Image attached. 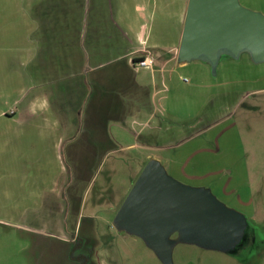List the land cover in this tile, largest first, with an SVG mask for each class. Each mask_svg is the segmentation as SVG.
Returning a JSON list of instances; mask_svg holds the SVG:
<instances>
[{"label":"rangeland","instance_id":"obj_1","mask_svg":"<svg viewBox=\"0 0 264 264\" xmlns=\"http://www.w3.org/2000/svg\"><path fill=\"white\" fill-rule=\"evenodd\" d=\"M113 2V33L118 34L125 48L129 38L133 39L132 45L137 38L165 42L178 30L182 0ZM240 3L264 14V0ZM155 51L159 56L163 53ZM9 72L0 73V112L12 113L15 108L11 104L19 87L13 80L18 76L10 77ZM171 76L176 81L168 93L170 111L167 118L160 119L168 134L165 140L170 141L164 148L157 144L160 132L153 134L155 139L148 149L142 148L139 143L155 130L148 124V129L145 127L134 140V133L124 130L123 120H98L107 134L105 143L96 148L94 121L80 112L74 140L64 141L63 150L47 152L50 159L24 167L23 162L33 152L24 149L23 144L19 147L23 140L18 134L17 145L7 140L16 133L14 127L23 125L18 126L16 118L0 117V264H69L66 255L70 249L75 264H161L141 239L113 227L115 215L145 165L156 156L161 157L157 160L174 179L187 186L210 189L222 203L245 215L254 228L252 241L237 254L178 244L173 250V264H264V64H253L244 54L239 60L224 57L215 77L210 69L206 78L194 67ZM173 95L179 97L177 103ZM189 112L194 117L206 116L202 134L194 136L198 130L194 133L179 128L189 120L176 119L175 114L185 116ZM5 131L10 132L5 135ZM43 137L36 138L39 148L47 144L46 140L42 144ZM24 172L35 186L39 181L47 185L54 176L65 180L63 212L58 214V208L47 207V198L19 189L17 180L26 176ZM56 221L64 223L66 233H74L78 241L59 239L54 230Z\"/></svg>","mask_w":264,"mask_h":264},{"label":"crops","instance_id":"obj_2","mask_svg":"<svg viewBox=\"0 0 264 264\" xmlns=\"http://www.w3.org/2000/svg\"><path fill=\"white\" fill-rule=\"evenodd\" d=\"M104 3L107 6H100ZM187 3L188 0H182L179 27L170 41L148 42V39L137 38L132 45L130 41L133 39L128 36L129 45L125 48L118 34L113 33L116 29L113 0H0V73L10 70L7 75L18 76L16 80L12 79L19 87L17 98L11 104L15 109L12 113L3 110L0 117L16 118V124L23 125L17 129L14 127L16 133L11 131V138H7L17 145L19 135L23 140L18 143L19 147L23 144L24 149L33 152L23 166L50 159L47 152L63 150L64 141L74 140L80 112L94 121L96 148L105 143L107 134L106 127L101 129L102 124L98 120L102 123L105 120H123L124 130L132 131L134 140H138V136L144 133L143 129H148L150 124L149 129L155 132L147 133L139 145L148 149L160 132L157 144L163 148L167 146L170 141L165 140L168 134L160 119L167 118L170 111L168 93L176 81L171 75L178 76L184 69L194 67L207 78L209 69L201 62H177ZM43 10L45 14L42 15ZM155 50L163 53L159 56ZM150 54L155 61L151 69L138 68L133 64ZM205 80L209 83L208 79ZM178 99V96H172L174 103ZM175 115L176 119L189 120L181 123L179 128L194 133L198 130L194 136L203 133L201 125L207 122L206 116L194 117L191 112L185 116ZM8 132L5 131V135ZM38 136L45 137L42 144L47 141L43 148H39L36 142ZM57 144L60 146L56 147ZM13 156L21 158L15 153ZM27 175L17 180L19 189L47 198V207L58 208V214L63 212L65 180L54 176L47 185H41L39 181L35 186ZM32 214L36 215L35 212ZM56 224L54 230L59 239L78 241L74 233H66L64 223L56 221ZM68 238H72L71 241ZM70 254L71 249L66 255L67 263L75 264V258Z\"/></svg>","mask_w":264,"mask_h":264},{"label":"water","instance_id":"obj_3","mask_svg":"<svg viewBox=\"0 0 264 264\" xmlns=\"http://www.w3.org/2000/svg\"><path fill=\"white\" fill-rule=\"evenodd\" d=\"M264 64V14L240 0H188L177 52L179 64L201 62L213 77L224 57L242 55ZM118 232L135 236L161 264H173L176 245L237 254L249 223L208 188L187 186L150 159L113 220Z\"/></svg>","mask_w":264,"mask_h":264},{"label":"built area","instance_id":"obj_4","mask_svg":"<svg viewBox=\"0 0 264 264\" xmlns=\"http://www.w3.org/2000/svg\"><path fill=\"white\" fill-rule=\"evenodd\" d=\"M154 58L151 55L145 56L138 61L133 62L138 68L151 69L154 65Z\"/></svg>","mask_w":264,"mask_h":264},{"label":"flooded vegetation","instance_id":"obj_5","mask_svg":"<svg viewBox=\"0 0 264 264\" xmlns=\"http://www.w3.org/2000/svg\"><path fill=\"white\" fill-rule=\"evenodd\" d=\"M248 229H250V231H246V235H245V238H244V240H243V242H242V247L240 248V250L247 244V243H249V242H251L252 241V234H253V231H254V228L251 226V225H249V227H248ZM247 229V230H248ZM239 250V251H240ZM239 253V252H238ZM84 258V257H83ZM85 259H88V255L87 256H85Z\"/></svg>","mask_w":264,"mask_h":264},{"label":"trees","instance_id":"obj_6","mask_svg":"<svg viewBox=\"0 0 264 264\" xmlns=\"http://www.w3.org/2000/svg\"><path fill=\"white\" fill-rule=\"evenodd\" d=\"M69 256L71 257V254Z\"/></svg>","mask_w":264,"mask_h":264}]
</instances>
